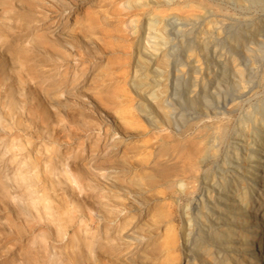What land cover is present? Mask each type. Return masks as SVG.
Listing matches in <instances>:
<instances>
[{
	"label": "bare ground",
	"instance_id": "6f19581e",
	"mask_svg": "<svg viewBox=\"0 0 264 264\" xmlns=\"http://www.w3.org/2000/svg\"><path fill=\"white\" fill-rule=\"evenodd\" d=\"M54 2L30 1L49 31L32 33L30 49L13 55L22 67L37 52L58 58L56 74L27 66L45 98L65 95L48 104L25 96L51 144L67 148L95 122L90 152L112 178L99 205L103 224L118 225V251L136 243L130 264L263 263L264 0ZM0 7L9 3L0 0ZM65 30L60 41L48 36ZM5 33L1 28L0 43ZM193 35L198 45L186 38ZM8 77L2 68L0 82ZM80 82L81 98L69 92ZM226 88L231 94H223ZM6 92L11 109L16 101ZM191 105L198 108L189 112ZM49 106L64 124L57 129ZM27 162L22 158L18 169L27 171ZM20 183L29 206L51 219L47 197L33 195L27 173ZM135 219L131 243L123 231Z\"/></svg>",
	"mask_w": 264,
	"mask_h": 264
},
{
	"label": "rangeland",
	"instance_id": "374dc122",
	"mask_svg": "<svg viewBox=\"0 0 264 264\" xmlns=\"http://www.w3.org/2000/svg\"><path fill=\"white\" fill-rule=\"evenodd\" d=\"M2 1L9 3V7H0V29L6 31L5 41L0 43V73L3 68L9 77L0 82V264H113L114 260L118 264H130L136 243L128 251L120 253L118 247L124 243L119 239L118 225L110 227L102 221L99 201L104 200L105 188L112 186V178L106 171L97 169V155L90 152L91 145L97 144V132H91L95 122L89 124L90 133L86 137L64 148L51 144L50 132L39 129L33 120L34 114L30 113L35 102L28 101L27 95L44 104L65 99L61 91L45 98L41 91L36 90V81L27 69L31 65L40 74H56L54 63L58 62L57 57L51 58L45 51L37 52L39 54L33 55L31 61L26 62L27 66L22 67L13 55L14 51L30 49L32 33L49 31L43 30L44 23L37 22L43 19L42 10L36 6L30 9L28 4L31 0ZM41 1L55 3L54 0ZM65 21L66 14L62 15L59 28L62 29ZM69 33L68 30L57 31L48 36L53 41H60ZM186 38L193 40L194 44L199 43L198 36ZM186 45L179 47L180 52ZM82 84L80 82V85L71 88L70 94L81 98L83 90L79 87ZM6 91H12L16 101L11 109L5 107ZM229 91L231 89L226 88L223 94H231L232 91ZM188 106L186 109L189 112L198 108V105ZM47 108L56 121L52 119V128L64 125L58 121L54 109L51 106ZM65 126L69 129L71 123ZM82 140L83 146L78 149L76 145ZM24 142L29 146L20 150ZM22 158L28 161L27 171L18 169ZM83 170L89 172V177L78 174ZM22 173H27L34 196L47 197L51 219L47 220L42 210L35 211L29 206L28 191L20 185ZM97 187L104 189L103 192ZM260 212L264 216V203ZM137 233L135 219L123 231V236L134 243ZM260 234L264 249V217Z\"/></svg>",
	"mask_w": 264,
	"mask_h": 264
}]
</instances>
